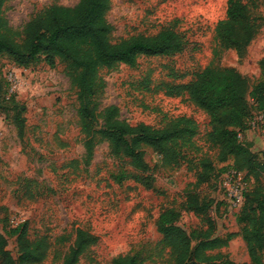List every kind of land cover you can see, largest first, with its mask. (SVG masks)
Returning a JSON list of instances; mask_svg holds the SVG:
<instances>
[{"label":"rangeland","instance_id":"rangeland-1","mask_svg":"<svg viewBox=\"0 0 264 264\" xmlns=\"http://www.w3.org/2000/svg\"><path fill=\"white\" fill-rule=\"evenodd\" d=\"M79 1L7 0L4 17L14 30L22 32L24 25L46 8L73 7ZM227 5L228 0L111 1L107 19L113 26L112 42L152 36L170 28L182 34L186 43L177 55L141 56L134 67L120 64L100 72L106 82L100 107H118L121 118L131 125L161 129L181 117L198 125L194 141L201 151L193 146L177 148V161L169 164L163 155L146 147L150 169L145 174L131 167L128 160L113 156L104 141H97L87 162L77 90L67 76L66 63L58 61L50 68L42 59L18 69L11 57L0 56V206L4 208L0 231L8 238L7 249L15 259L19 255L17 238L9 232L26 224L31 239L46 237L51 243L42 264H62L76 227L99 239L80 264H113L121 255H137L147 264H166L168 250L157 230L162 212H179L178 225L188 232L206 229L187 209V194L193 192L201 204L210 205L217 237L238 234L226 248L209 254L222 252L236 264L249 262L238 223L242 211L229 210L220 185L226 174L223 171L238 163L233 156L219 162L218 150L206 141L210 117L192 102L186 89L196 74L208 67H234L247 81L248 107L258 113L249 93L264 84V1L249 3L255 34L240 51L224 49L216 36ZM99 121L102 124L103 120ZM245 134L242 141L262 162L264 146L253 148L254 142ZM203 158L210 160L213 170L208 182L197 185ZM250 172L246 207H255L264 199V169ZM146 177L153 181L152 189L139 181ZM65 235L71 240L63 246L58 239Z\"/></svg>","mask_w":264,"mask_h":264},{"label":"trees","instance_id":"trees-1","mask_svg":"<svg viewBox=\"0 0 264 264\" xmlns=\"http://www.w3.org/2000/svg\"><path fill=\"white\" fill-rule=\"evenodd\" d=\"M111 1L80 0L73 7L53 5L30 19L22 32H18L4 17L7 0H0V56L11 57L19 64L18 69H27L42 59L50 68H55L58 61L66 63L67 76L77 90L87 162L94 155L97 141H104L109 143L113 156L128 160L131 167L145 174L150 169L145 160L146 147L163 155L169 164L176 163L177 148L193 146L201 151L194 141L198 125L187 117L170 120L161 129L145 124L131 125L121 118L118 107H100L98 101L106 88L100 72L120 64L134 67L141 56L177 55L186 43L182 34L170 28L152 36L140 35L112 42L113 26L107 19ZM258 1L261 0H248L246 4L243 0H228L226 17L219 23L216 34L224 49L240 51L251 42L255 31L249 3ZM9 86L12 89L10 83ZM186 89L192 102L210 117L211 130L206 141L218 150L219 162H226L233 156L238 163L223 173L234 169L246 174L249 189L238 218L249 255V262L243 264H264V199L258 200L255 207H246L251 191L250 171L264 169V163L257 161L251 147L239 138L251 129L250 123L255 117L264 114V84L249 93L257 105V114L247 105V81L234 67H208L196 74ZM11 100L16 102L14 94ZM99 119L103 120L102 124ZM201 165L203 170L198 172L197 185L208 182L213 170L207 158L201 160ZM139 181L152 189L153 181L149 177ZM187 209L201 219L206 229L188 232L178 225L179 212L172 209L162 212L157 230L168 250L166 264H236L222 252L209 253L226 248L238 234L226 239L217 237L210 205L201 204L193 192L187 194ZM3 213L4 208L0 206V222ZM9 235L17 238L19 255L17 259L12 256L7 249L8 238L0 231V264H42L48 258L51 243L46 237L31 239L26 224L10 230ZM73 236L74 241L63 256L62 264H80L81 257L99 241L96 235L81 227L74 229ZM70 237L61 236L58 243L64 246ZM113 264L147 263L137 255H121Z\"/></svg>","mask_w":264,"mask_h":264},{"label":"built area","instance_id":"built-area-1","mask_svg":"<svg viewBox=\"0 0 264 264\" xmlns=\"http://www.w3.org/2000/svg\"><path fill=\"white\" fill-rule=\"evenodd\" d=\"M250 126L251 129L249 131H257L264 137V114L255 117L251 121ZM243 137L242 134L239 135V138L243 139ZM262 160L264 163V152L262 154ZM220 185L226 195L229 210L239 212L243 206L245 194L249 189V182L247 181L246 174L230 169L224 175Z\"/></svg>","mask_w":264,"mask_h":264},{"label":"crops","instance_id":"crops-1","mask_svg":"<svg viewBox=\"0 0 264 264\" xmlns=\"http://www.w3.org/2000/svg\"><path fill=\"white\" fill-rule=\"evenodd\" d=\"M246 135L248 136V139H247V140H248L250 143H253V142H254L255 146H254L253 148L257 147L259 144H261V145L264 146V138H259V137L255 136L254 131H248V132L245 134V136H246Z\"/></svg>","mask_w":264,"mask_h":264}]
</instances>
